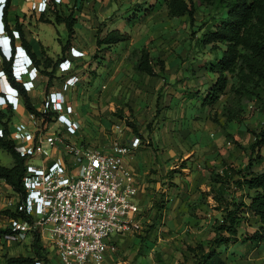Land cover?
I'll return each instance as SVG.
<instances>
[{"label":"rangeland","instance_id":"obj_1","mask_svg":"<svg viewBox=\"0 0 264 264\" xmlns=\"http://www.w3.org/2000/svg\"><path fill=\"white\" fill-rule=\"evenodd\" d=\"M96 2L98 5L77 8L70 1L49 9H61L65 14L73 9L75 15L84 12L83 25L89 30L88 34L75 37L76 44L84 49V55L79 56L82 61L76 67L80 68L78 82L82 84L78 91L70 92L73 100L80 103L78 110L83 111L82 103L88 94L85 88L91 86L93 95L98 96L94 101L104 96L107 109L102 122L87 125L89 131L81 135L84 141L93 147L107 148L116 123L124 126L123 141L130 142L134 136H141L134 153L139 165L135 174L141 189L138 210L131 229L121 233V237L116 236L117 250L109 251V257L107 253L105 264H195L196 257L189 247L196 246L200 240L208 243L215 237L218 219L222 217L221 198L232 199L242 194V191L236 192L233 183L221 184L218 173L230 167L244 169L250 161L254 164L250 170H264V149L261 154L252 151L253 130L259 129L264 121V89H258V93L247 91L236 70L230 73L228 87L215 103L203 102L215 80L210 66L221 55V48L202 43L213 16L218 15L213 6L197 4L191 20L187 15L170 17L164 0L155 8L148 6L145 10L138 7L155 0ZM47 13L46 18L42 17L44 20L49 19ZM100 27L102 37L115 27L128 32L129 37L110 47L97 46ZM59 28L61 31H57L51 44L48 42L52 57L48 56L43 65L52 78L38 69L50 81L58 83L75 70L74 66L70 71L61 70L60 62L67 57L78 58L72 54L71 45L67 51L62 50L68 32L64 25ZM144 49L150 52L153 63L158 58L165 61L164 71L149 75L139 70ZM2 78L3 89L8 88L7 77ZM19 96L20 105L13 112L21 115L14 112L10 119L4 118L8 125L12 121L11 128L28 115L22 94ZM45 98L38 102L40 108ZM0 109L7 110L8 105L2 103ZM45 121L51 126L50 131L56 130L53 126L58 121L57 114H51ZM13 162L11 153L0 146V163L10 166ZM4 186L0 179V188ZM7 189L3 195L15 206L17 194L12 187ZM243 198L249 201L247 196ZM157 201L163 203L162 219L147 238ZM258 225V218L245 212L239 234L254 231ZM1 227L10 229L9 220L3 221ZM2 237L0 264H6L7 256L33 254L31 233L26 238L14 232L4 233ZM42 241L52 250L45 237ZM220 251L226 264H264V242L259 245L231 242L221 246ZM53 255L50 257L57 261Z\"/></svg>","mask_w":264,"mask_h":264},{"label":"built area","instance_id":"obj_2","mask_svg":"<svg viewBox=\"0 0 264 264\" xmlns=\"http://www.w3.org/2000/svg\"><path fill=\"white\" fill-rule=\"evenodd\" d=\"M28 1L33 2L34 7L49 2ZM6 2L0 0V45L6 49L9 47L10 51L12 37L5 33L3 22ZM14 35L19 41L16 40L13 68L15 78L21 80L29 68L37 67L34 61L29 66V56L22 46L19 32L16 30ZM71 50L74 56L84 55L76 47ZM72 63L73 60L67 57L60 62V69L70 71ZM4 75L8 79L6 71L1 68L0 104L17 109L21 92L11 84L7 102L2 92ZM79 79L77 74L70 75L63 89L75 85ZM44 102L43 108H38L42 116L28 111L27 119L15 123L14 128H11L12 121L8 125L17 149L27 157L26 195L20 198L17 194L15 206L13 201L10 204L28 217L6 216L9 226L21 238L38 229L52 246L51 254L57 257L52 264H105L107 253L117 250L114 237L131 229L133 216L138 210L139 182L128 158L139 147L141 137L136 135L129 143L123 141L124 126L116 123L109 149L86 145L78 138L79 121L71 117L74 103L62 89L50 92ZM51 111L56 112L63 128L49 130L44 114ZM5 128L4 122L0 121V137L5 134ZM56 146L61 147L63 155L53 157ZM36 264L43 263L38 261Z\"/></svg>","mask_w":264,"mask_h":264},{"label":"trees","instance_id":"obj_3","mask_svg":"<svg viewBox=\"0 0 264 264\" xmlns=\"http://www.w3.org/2000/svg\"><path fill=\"white\" fill-rule=\"evenodd\" d=\"M164 1H166L170 17L187 15L191 20H194L197 4L211 5L218 14L213 16L202 39V43L205 45L211 44L212 48H221V55L217 56L215 62L210 66V70L215 75V80L204 95L203 102L205 104H213L219 99L228 87L230 73L236 70H239L243 86L247 91L258 93V89H264V0ZM8 3L9 1L6 2V5ZM159 3H161L160 0H155L150 4L144 3L138 9L145 10L148 6L155 8ZM53 14L55 15L53 22H64L68 29L67 41L62 46V50L66 51L76 35L77 17L73 9L69 14L62 13L61 9H55ZM101 30L102 27H100L97 35V46L110 47L125 41L129 37L128 32L122 31L120 28L110 29L103 37L100 36ZM11 36L14 38V33ZM21 38L25 48L29 50L30 45L23 36ZM29 52L31 51L29 50ZM31 54L37 68L40 64L44 65L48 60L47 56L38 58L35 53L31 52ZM152 60L150 52L144 49L138 64L139 70L149 75H158L165 70L164 60L158 58L155 63ZM12 64L13 58L4 59L3 67L10 83L21 92L26 109L40 115L41 112L31 100L25 84L14 77ZM43 68L41 71L52 78V74ZM13 114L12 106H9L7 110L0 109V121L6 125L5 134L0 137V146L11 153L14 158V162L10 166L0 163V179L9 184L20 198H24L26 195L24 175L27 169V157L17 149L15 140L10 137L8 123L4 119H10ZM51 114H56V112L45 113V120L50 119ZM253 133L252 151L255 154H261L264 149V121L259 129L253 130ZM253 165V162L250 161L244 169L236 170L230 167L229 170L218 173L217 180L221 184L233 183L236 192L242 191V194L241 197L234 195L232 199L221 198L223 204L222 217L218 219L219 224L215 229V237L208 243L200 240L196 246L189 247V250L196 257L195 264H226V260L221 256L220 247L231 242H250L257 245L264 242V170H250ZM236 174L239 176L236 177ZM243 195L247 196L249 201H246ZM155 207H157V211L154 214L153 222L147 229V238L156 228V223L162 219L163 203L157 201ZM0 212L9 218L28 219L24 213L17 211L12 206L1 209ZM245 212L257 217L259 225L254 231H245L239 234V225ZM8 232L13 233L14 231L11 228H0V235ZM31 237L33 254L7 256L6 264H36L38 261L43 264L53 263V259L50 257L51 250L43 243L40 231L34 229ZM145 239L143 237L142 242Z\"/></svg>","mask_w":264,"mask_h":264},{"label":"crops","instance_id":"obj_4","mask_svg":"<svg viewBox=\"0 0 264 264\" xmlns=\"http://www.w3.org/2000/svg\"><path fill=\"white\" fill-rule=\"evenodd\" d=\"M8 1L9 3L4 7V13H3V22H4L5 30H6L5 33L12 35V33H14L17 30L19 32L22 46L26 47L23 44V41L21 38L23 36L28 42V44L30 45L29 50L32 53H35V55L38 58H43L46 56L52 57L50 49H48V45L51 44V40L54 39L55 35L57 34V31L60 30L59 27L63 25L66 26L64 22H61V23L53 22L55 20V15L53 14V11H50L49 9L51 8V6H54L55 3L59 6L61 3L68 4L70 3V1H73V4H75L77 8H81V7L84 8L86 5L89 6L90 4L98 5V2H96V0L95 1L92 0V2L91 1L87 2V0H54V1L49 0L50 2L38 4V5H35V7L33 5L34 3L28 0H7V2ZM39 9H41L42 11L39 12L38 11ZM46 12H48L47 14H49L48 20L43 19V18H46ZM87 16L90 17V15H87ZM76 17H77V23L75 25V28H76L77 37L78 35H81L80 33L88 34L89 30L85 25H83L84 21H82V18H84V12L79 11V14H77ZM115 28H118V27H115ZM67 32H68V29H67ZM0 35H1V32H0ZM76 39L77 38H74L72 40V43L70 44L71 47H76L80 50H84L82 45H80L78 42L76 44ZM12 43L14 45V38L12 39ZM7 49H9V47ZM15 52L16 51L14 49L13 55ZM31 52L29 53L31 54ZM68 53L70 54V50L68 51ZM0 55H1L0 56V69H1L4 66V59L7 60V58L1 53V47H0ZM71 59L73 60L72 65L74 66L73 69L75 70H73V72H71L70 74H67L65 79L62 80L60 83H58L56 80L50 81L46 75H44L42 72L39 71L41 68H43V64H40V66H38L39 70L38 69L37 70L39 71V73H37V70L36 72H34L33 69L29 68V70L25 74V79H21L19 81L25 84L28 90V94L31 97V100L35 103L36 107H38L39 109H40V104H38V102H41L43 97L45 98V96L48 95L50 92L58 91L62 89L64 95L68 99L75 101V107H74L75 111L73 112V114H71V117H73V119L79 121L80 123V129L78 130V138H80V140L83 141L84 144L89 145L88 141L87 140L84 141L85 139L81 135L87 134L86 132L89 131L87 125H89L91 122L92 123L98 122V121L102 122L103 113L106 111L107 106L104 103V99H103L104 96H102L99 99L100 101H98L97 99H96V102L94 101L95 96L96 97L98 96L93 95L94 94L93 87L90 86V87L85 88V91H87L88 94L87 96H85L84 103H82L83 111L78 110L80 103L77 100H73L70 91L71 90L78 91L82 83L78 82L76 85L70 86L69 89H66V90L63 89L64 83L70 75L72 74L79 75L78 70L80 68H76V67H79L80 60L82 61V57L71 58ZM57 71L60 72V69L58 66H57ZM14 112L16 114L18 111H14ZM19 114L21 115V113ZM25 119H27V116ZM63 127H64L63 123L61 122L59 123V121L54 122L53 128L61 129ZM49 130H51V126L49 127ZM109 147H110V142L107 148L101 147V146L99 148L109 149ZM61 150L62 149L60 146H56L54 148L53 157L58 156V155H63V152H61ZM137 150H138V147L132 151V153L129 155V158H128L129 163L133 167L134 170H136L137 168L139 169V165H138V162L135 161L136 159H135V154H134L135 151ZM4 183H5V186L0 188V210L12 206L10 204V200L8 201V199L5 198L3 195L4 194L3 190H8L7 188H10L11 186L7 184L5 181ZM140 190L141 189L139 188V192ZM138 194L136 195L137 203L139 202ZM5 220H7L6 216L0 212V225H2L3 221ZM117 236L121 237V234ZM115 238L116 236L114 237V242L117 243ZM0 241H4L2 235H0ZM1 247L2 246L0 245V248ZM109 255L110 253H108L107 257H109Z\"/></svg>","mask_w":264,"mask_h":264},{"label":"clouds","instance_id":"obj_5","mask_svg":"<svg viewBox=\"0 0 264 264\" xmlns=\"http://www.w3.org/2000/svg\"><path fill=\"white\" fill-rule=\"evenodd\" d=\"M11 37H12V39H13V36H11ZM16 40H17V39H16V36L14 35V45H13V43L11 42V48H12V49H11L10 51H9L8 49H6L5 47H2V46L0 45V47H1V53L7 58V60H10V59H12V58L15 56V53H14V55H13V50L15 49V51H17V43H15ZM23 48L25 49L27 55L29 56V60H30V62H29V66H30V65H32L34 59H33L32 55L28 52V50H27L24 46H23ZM0 56H1V55H0ZM12 72H13V75H14V77H15L16 74H15V72H14L13 64H12ZM9 82H10V81H9ZM8 85H9L8 88H5V89L2 90V92H3V94H4V96H5V99H6L7 102L9 101V90L12 89V85H11V83H8Z\"/></svg>","mask_w":264,"mask_h":264}]
</instances>
